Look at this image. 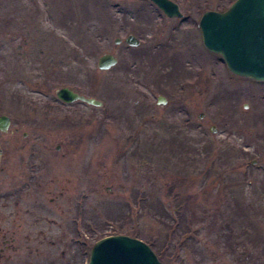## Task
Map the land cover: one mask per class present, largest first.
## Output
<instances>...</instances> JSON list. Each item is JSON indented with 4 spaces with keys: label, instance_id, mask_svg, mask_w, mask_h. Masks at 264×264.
<instances>
[{
    "label": "rangeland",
    "instance_id": "374dc122",
    "mask_svg": "<svg viewBox=\"0 0 264 264\" xmlns=\"http://www.w3.org/2000/svg\"><path fill=\"white\" fill-rule=\"evenodd\" d=\"M172 1L181 18L150 0H0V264H86L117 234L162 264H264V82L202 43L203 12L233 0Z\"/></svg>",
    "mask_w": 264,
    "mask_h": 264
},
{
    "label": "water",
    "instance_id": "95a60500",
    "mask_svg": "<svg viewBox=\"0 0 264 264\" xmlns=\"http://www.w3.org/2000/svg\"><path fill=\"white\" fill-rule=\"evenodd\" d=\"M170 18H179L182 12L172 0H151ZM199 27L204 46L222 56L229 70L239 76L264 81V0H235L226 10L205 11ZM118 43L119 39L116 38ZM130 45H138L134 35L125 38ZM117 63L110 53L99 56L97 67L108 70ZM63 102L82 101L101 105L99 100L86 97L68 87L56 91ZM159 103H164L162 96ZM11 124L9 116L0 115V131ZM87 264H162L153 250L141 239L117 234L97 240L91 247Z\"/></svg>",
    "mask_w": 264,
    "mask_h": 264
},
{
    "label": "flooded vegetation",
    "instance_id": "af4514ba",
    "mask_svg": "<svg viewBox=\"0 0 264 264\" xmlns=\"http://www.w3.org/2000/svg\"><path fill=\"white\" fill-rule=\"evenodd\" d=\"M2 236L4 237L5 235L3 234ZM12 239H13V238H11V240H12ZM4 242H5V244L2 245V246L0 247V258H1L2 255L4 254L5 250H7V249L9 248L6 239L4 240ZM4 242H3V243H4Z\"/></svg>",
    "mask_w": 264,
    "mask_h": 264
},
{
    "label": "trees",
    "instance_id": "16d2710c",
    "mask_svg": "<svg viewBox=\"0 0 264 264\" xmlns=\"http://www.w3.org/2000/svg\"><path fill=\"white\" fill-rule=\"evenodd\" d=\"M172 223H175V225L177 224V222H174V221H172ZM175 227V226H174ZM177 227V226H176Z\"/></svg>",
    "mask_w": 264,
    "mask_h": 264
}]
</instances>
